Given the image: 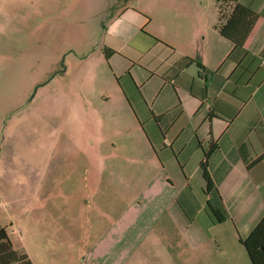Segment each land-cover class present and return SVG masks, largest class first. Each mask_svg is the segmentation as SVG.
Returning <instances> with one entry per match:
<instances>
[{
	"label": "crops",
	"instance_id": "0c3cea01",
	"mask_svg": "<svg viewBox=\"0 0 264 264\" xmlns=\"http://www.w3.org/2000/svg\"><path fill=\"white\" fill-rule=\"evenodd\" d=\"M187 2L111 11L97 48L113 86L91 84L76 55L86 69L73 91H48L73 118L42 119L25 172L24 204L41 209L26 232L39 240L12 246L32 264H252L240 241L264 217V0H231L221 18L216 0ZM235 2L261 16L246 49L218 29ZM205 198L225 221L210 225Z\"/></svg>",
	"mask_w": 264,
	"mask_h": 264
},
{
	"label": "rangeland",
	"instance_id": "374dc122",
	"mask_svg": "<svg viewBox=\"0 0 264 264\" xmlns=\"http://www.w3.org/2000/svg\"><path fill=\"white\" fill-rule=\"evenodd\" d=\"M191 1L213 10L214 0ZM163 3L189 6L187 0H0V227L6 228L15 248L39 240L36 230L26 232L25 217L40 215V206L25 205L22 198L28 192L27 167L35 154L40 155L34 153L39 151L40 124L48 120L55 128L53 124L73 118L71 111L57 109L58 103L69 100L48 91H73L77 75L86 69L85 57L77 65L76 55L86 56L91 84L113 86L111 70L97 48L110 12L126 5L156 14ZM57 144L54 151L60 149ZM54 192V202L64 200ZM15 197L21 198L19 203ZM56 209L53 204L48 210L55 215Z\"/></svg>",
	"mask_w": 264,
	"mask_h": 264
},
{
	"label": "trees",
	"instance_id": "16d2710c",
	"mask_svg": "<svg viewBox=\"0 0 264 264\" xmlns=\"http://www.w3.org/2000/svg\"><path fill=\"white\" fill-rule=\"evenodd\" d=\"M216 1L221 18V14L223 13L222 9H225L226 3L231 0ZM260 22L261 16L258 13L235 2L231 11L225 16V21L218 25V29L220 34L230 39L235 46L246 49ZM208 155L209 152H204V159L200 163V173L204 180V196L217 192L207 169ZM204 203V209L209 216L210 225L218 224L226 220L227 214L223 207L213 205L209 198H205ZM240 242L246 250L252 264H264V217L253 229L250 236ZM0 264H32L25 253L13 248L5 227H0Z\"/></svg>",
	"mask_w": 264,
	"mask_h": 264
},
{
	"label": "built area",
	"instance_id": "2783aa9c",
	"mask_svg": "<svg viewBox=\"0 0 264 264\" xmlns=\"http://www.w3.org/2000/svg\"><path fill=\"white\" fill-rule=\"evenodd\" d=\"M261 64L264 65V57H261Z\"/></svg>",
	"mask_w": 264,
	"mask_h": 264
}]
</instances>
